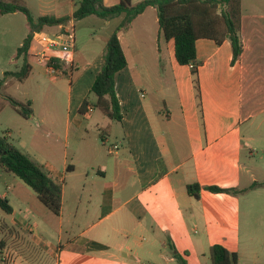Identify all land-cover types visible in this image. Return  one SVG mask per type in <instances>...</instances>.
Masks as SVG:
<instances>
[{
  "label": "crops",
  "instance_id": "1",
  "mask_svg": "<svg viewBox=\"0 0 264 264\" xmlns=\"http://www.w3.org/2000/svg\"><path fill=\"white\" fill-rule=\"evenodd\" d=\"M79 1L48 0L37 8L27 6L35 18L50 14L68 20L33 33L28 52L31 70L23 81L34 74L31 57L49 74L46 62L36 60L42 35H57L63 28H72V14ZM118 2L103 0L107 6ZM246 4L241 0L239 57L233 59L228 39L221 44L206 37L195 40L200 105L190 66L177 63L173 39L166 40L159 34L155 7H147L120 30L126 58V66L115 77L120 119H110L88 104L85 109L92 110L81 112L84 95L79 97L74 115V143L88 134L86 126L80 125V115L94 119L98 133L89 153L96 164L79 169V160L72 156L65 175L47 160H39L17 146L53 178L63 182L67 176L82 175V179L67 188L71 203L66 205L62 186L59 215L47 208L44 211L41 205L38 209L31 205L40 221L30 224L12 207L9 224L27 228L33 234L31 239L47 248L55 264H179L168 241L186 264H212L210 248L214 244L235 252L237 264H264V203L259 218L248 219L246 234L243 230V241L247 242L240 244V193L257 191L264 195V180L251 187L264 179V0H248ZM122 18L112 19L117 20V26ZM50 28L54 29L52 34L47 32ZM35 39L40 46L32 53ZM64 55L70 61L62 62L58 70L67 67L72 76L78 68L73 52ZM91 65L94 71L89 88L101 62ZM11 81L8 78L5 87ZM29 99L26 101L31 102L34 114V101ZM96 109L100 115L93 117ZM258 117L260 120H256ZM259 138L261 143L257 142ZM256 146L260 149L258 160H246L257 153ZM8 175L0 169V178ZM97 177L102 181L95 184L102 186L86 188ZM190 183L235 188L237 192L201 189L195 198L187 192ZM0 196L7 198V193ZM5 251L4 243L0 248L3 264H31L19 255L6 262Z\"/></svg>",
  "mask_w": 264,
  "mask_h": 264
},
{
  "label": "rangeland",
  "instance_id": "2",
  "mask_svg": "<svg viewBox=\"0 0 264 264\" xmlns=\"http://www.w3.org/2000/svg\"><path fill=\"white\" fill-rule=\"evenodd\" d=\"M47 1L24 0V3L28 7L35 6L37 8L38 4L44 5ZM242 2L246 4L248 0H242ZM132 3L135 4L134 2ZM113 19H110L112 21L109 24H106L107 20L95 15L74 20L72 27L74 36L72 52L75 65L78 68L73 71L72 76L67 67L59 69L57 74L53 76L49 75L43 72L34 63L33 57H31L30 62L33 65V76L22 82L12 78L11 83L1 90L2 98L3 96H9L21 102L32 98L34 101V114L25 118L10 104L5 103L0 109V134L6 135L12 144L19 146L25 152L28 151L31 156L39 160L40 158L47 160L62 174L65 173V175L67 162L71 161L72 156H75V159L79 160V169H85L89 165L94 166L96 164L93 155L89 153V147L93 146V137L95 133H98L94 127V119L80 115V125L86 126L88 134L84 133L83 140L76 138L74 143L72 138L74 135L73 126L76 125L74 115L77 114L76 106L79 97L84 95L87 104L90 106H95L96 104L97 97L88 86L89 79L94 71V67L90 66V64H99L102 61L106 38L116 27L117 20ZM53 30L51 28L48 29V34H52ZM28 32L29 26L24 14L20 12L10 15L0 14V76L5 71L18 70L22 65V58H15V54L17 47L22 43ZM127 37L128 40L132 38L131 34H128ZM33 45L35 47L32 49V53L40 46V42L35 39L33 40ZM136 59H138V56ZM143 70L142 72L144 73ZM72 86L73 88L70 90ZM170 91L172 90L170 89ZM95 115H100L99 110L96 109L93 117ZM260 118L258 117L256 120H260ZM96 137V142L99 143L98 135ZM260 140V138L257 139V142L261 143ZM106 145L108 146V144ZM255 150H257V153L253 154L251 158H246V160H258L260 149L256 146ZM81 179L82 175H75L67 176L63 180L62 186L66 195L65 205L71 203L70 197L67 196V188L72 187L76 180L80 181ZM261 180L264 179L257 181L258 185L263 182ZM100 181L102 180L97 177L92 183H87L86 188L90 187L94 189L97 186L101 187V183L95 184ZM18 183H21L20 187ZM6 184L9 185V188H7ZM18 189L22 197L19 196ZM3 192L7 193L9 204L18 213L23 214L30 224H33L34 221L38 223L40 221V216L38 215V218L35 216L31 205L35 208L37 207V209L41 205V209L48 211L37 199L35 192L14 174L0 178V195ZM263 203L264 195L260 194V192L250 191L240 193L241 245L247 242L246 240L243 241V230L244 234H246L248 219L259 218ZM10 220L11 215L0 210V234L6 245V262H9L10 258L12 259L15 255H19L21 257L18 256L19 259L30 261L31 264H55L54 257L46 251L47 248L42 243L37 244L32 240L33 238L31 239V235L33 234L27 228L20 229L13 227L9 224ZM36 228L39 231L41 230V227L38 225ZM10 247L11 249H9ZM0 264H3L1 254Z\"/></svg>",
  "mask_w": 264,
  "mask_h": 264
},
{
  "label": "trees",
  "instance_id": "3",
  "mask_svg": "<svg viewBox=\"0 0 264 264\" xmlns=\"http://www.w3.org/2000/svg\"><path fill=\"white\" fill-rule=\"evenodd\" d=\"M157 10L159 34L166 40L173 39L174 55L178 64L189 65L193 86L198 102L200 101V87L198 81V64L196 59L195 40L200 37L210 38L217 44L228 39L231 43L233 59L242 52L240 39V0H140L133 4L131 0H119L113 5H104L103 0H80L72 14L74 20L95 15L109 20L123 15L120 23L108 37L100 68L90 87L96 95L95 107L110 119H120V108L115 91V77L118 71L126 66V58L119 40L120 30L126 28L130 22L147 7ZM19 11L23 13L29 25V32L17 47L15 57H22V65L18 70L5 71L0 78V109L5 103L10 104L21 116L28 118L32 114L31 102H21L9 96L1 95L8 78L23 81L31 70L28 62V52L33 33L43 26L62 25L68 17H55L45 14L34 17L22 0H0V14ZM200 105V102H199ZM87 102L83 101L80 111L84 112ZM0 169L14 174L29 186L37 199L54 215L61 211L62 181L53 178L41 165L35 162L25 152L12 144L7 136L0 134ZM258 185L254 182L251 187ZM189 195L198 198L201 189L211 192L235 194V188L218 186H203L190 183L186 186ZM0 210L11 214L13 209L6 197L0 196ZM1 233V230H0ZM4 244L0 234V248ZM171 254L179 262L186 264L178 251L168 241ZM212 264H237V254L228 251L220 244L210 248Z\"/></svg>",
  "mask_w": 264,
  "mask_h": 264
},
{
  "label": "built area",
  "instance_id": "4",
  "mask_svg": "<svg viewBox=\"0 0 264 264\" xmlns=\"http://www.w3.org/2000/svg\"><path fill=\"white\" fill-rule=\"evenodd\" d=\"M42 48L36 53V60L45 61L50 75H55L58 72V66L62 62H69L70 58L67 55L71 52L74 36L72 28H63L57 35H42ZM50 51H57L62 53L59 56H53ZM143 95V94H141ZM92 107H88L87 111H91ZM116 147V145H114Z\"/></svg>",
  "mask_w": 264,
  "mask_h": 264
}]
</instances>
